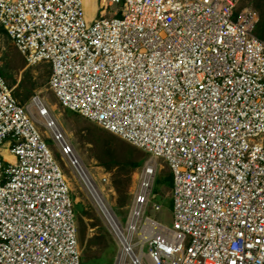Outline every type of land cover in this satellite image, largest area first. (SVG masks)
I'll return each mask as SVG.
<instances>
[{
  "label": "built area",
  "instance_id": "obj_1",
  "mask_svg": "<svg viewBox=\"0 0 264 264\" xmlns=\"http://www.w3.org/2000/svg\"><path fill=\"white\" fill-rule=\"evenodd\" d=\"M99 3L96 19L88 21L82 0H75L78 6L69 10L60 7L61 0H0V27L27 68L41 63L50 66L48 87L61 108L148 154L135 172L127 219L120 222L103 192L102 207L93 197L92 192L101 189L99 182H108L105 178L95 181L47 101L35 94L27 105L20 104L0 73V147L7 144L14 158L7 162L0 152V264L82 262L69 180L47 147L43 131L90 193L116 243L114 264H264V41L254 34L257 14L247 0ZM189 23L202 27L212 42L198 33L185 40ZM165 25L179 38L174 40ZM155 35L160 43L153 39ZM216 35L224 41L217 48L224 53L226 70L212 63L218 54L212 50ZM197 41L206 47L199 49ZM168 45L192 48L187 65L168 67L165 59L178 63L176 47ZM89 65L96 75L104 65V75L113 87L127 88L133 99L146 89L154 101L167 96L173 113L184 108L210 133L204 138L212 147L184 154L161 144L159 135L153 140L146 128L129 131L126 124L110 126L104 112L70 90L82 72L92 75ZM201 67L206 70L199 71ZM160 160L173 177L171 227L145 217L150 206L155 212L162 210L153 194ZM38 190L46 203L43 223H36L38 239H34L26 234L27 224L24 231L19 225L28 219L22 212L24 202ZM41 226L48 229L46 235L40 234Z\"/></svg>",
  "mask_w": 264,
  "mask_h": 264
},
{
  "label": "rangeland",
  "instance_id": "obj_2",
  "mask_svg": "<svg viewBox=\"0 0 264 264\" xmlns=\"http://www.w3.org/2000/svg\"><path fill=\"white\" fill-rule=\"evenodd\" d=\"M86 1L88 5L87 11L89 16H94L97 10V0ZM99 8H101L100 3ZM0 69H5V74L7 73V75H9L3 77L6 80L7 85L12 89V95L14 97L15 94L23 96L25 88L22 87V82L25 79V75L28 74L30 77V82L35 83V86L32 89V96L39 94L47 101L48 106L51 107L52 114L57 118L59 124L65 132L68 141L73 145L77 155L82 160L83 165L88 169L95 181L100 180L101 178H105L107 180V185H103L101 182H99L101 188L100 190L105 194L109 205L112 207L120 222L124 224L129 213L128 206L133 196L132 194L136 180L135 172L138 169L131 173L130 181L125 189V195H120L113 185V181L116 178V171L113 170L108 172L98 164V161L95 158L97 153L95 147L89 144L86 140V131H83V122L86 120L79 114L72 113L61 108L54 94L49 90L48 82L51 74L50 66L46 63H41L35 67L27 68L24 57L17 50L14 43L8 39L5 34H0ZM32 96H30V98ZM17 100L22 105H27L29 103L27 101L23 104L19 101V99ZM43 133L47 147L53 153V156L62 168L66 178L69 180L71 195L76 208L77 206H81L83 208V212L88 214L82 216V219L86 225L85 245L81 246L79 243L83 262H87L88 264H114L118 251L116 243L108 231V228L105 225L99 210L93 203L90 193L85 189L81 180L72 173L66 160L62 158L55 142L51 139L50 135L45 133V131H43ZM138 151L142 154V157L147 160L148 154L141 150ZM1 152L3 153V157H5V151L2 150ZM158 164V172L153 193L156 196V202L162 206V210L160 212H155L150 206L145 212V217L152 218L166 225L167 227H171L172 205L170 200V189L172 184L169 185L165 179V176L168 174L167 172H169L167 165L162 162V160H160ZM123 196H128L127 200L125 199L124 201H121ZM165 203L167 205L170 204V206L167 208ZM78 213L79 208H77V214ZM101 229L107 231L108 234H110L109 237H111V241H114L115 243V249L113 250L116 251H108L105 253L103 241L94 240L96 236H100ZM144 251L147 252V246L144 248Z\"/></svg>",
  "mask_w": 264,
  "mask_h": 264
},
{
  "label": "snow or ice",
  "instance_id": "obj_3",
  "mask_svg": "<svg viewBox=\"0 0 264 264\" xmlns=\"http://www.w3.org/2000/svg\"><path fill=\"white\" fill-rule=\"evenodd\" d=\"M49 3H52V0H49ZM76 6L78 5L75 4V0H61L60 7L63 10H69ZM53 7H55V4H53ZM39 19L42 21L45 19L43 13L40 14ZM187 27L189 32L184 35L183 38L185 40L189 39L193 33H198L199 35L206 37L208 43L212 42L213 38L208 37L207 32L202 27H198L193 23H189ZM210 28L211 25H209V29ZM165 30L169 33V35L173 36L174 40L179 38V36L173 32L172 29L168 28L167 25H165ZM136 35V43L137 46H139V33ZM153 39H155L157 43L161 42L158 35H155ZM164 43L167 45V38H165ZM197 43L199 44V49L206 47V44L204 43L199 41H197ZM223 43L224 41L221 37L216 35L215 44H213L212 50L216 51L218 54L212 58V63L216 68L226 70L224 53L221 49L217 48V45ZM168 46L176 47L177 55L174 58L178 59V63L176 65H172L170 61L165 59V63L168 67L171 69L179 68L180 65H187L188 58L192 56V48H185L183 45ZM193 60H195V57H193ZM198 63L201 65L204 64L203 60L198 61ZM131 66L132 65L129 64V67ZM104 67V65H101L100 75H96L93 71L92 65H89V72H91L92 75L82 72L79 81L72 82L70 90L75 91L81 99L88 101L92 107H97L100 111L104 112L106 114L104 119L107 120L110 126L117 125L122 128L126 124L127 130L129 131L134 127L146 128L149 132H151L153 140L155 136L159 135L161 144H168L169 146L174 147L178 152H182L184 154H187V152L198 154V149L202 150L205 145L209 148L212 147V144H209L208 140L204 138L209 136L210 133L205 131L204 128H201L200 123L198 121H194L192 115L186 113L184 108H181L178 112L173 113L170 107L169 98L162 94L159 101H154L150 94V89L137 93L135 99H133V97L129 95V90L127 88H121L118 84L116 87H113L112 81H108V78L104 75ZM120 67L124 68V65H120ZM157 67H159V63H157ZM195 68L196 64L194 63L193 69ZM205 70V67H201L199 69V71ZM109 71L111 72L112 70L109 69ZM125 74L127 75L126 68ZM162 75H164L165 79L169 78L167 72H162ZM112 79H116L114 74ZM158 91H161L162 93V90L158 89ZM150 103L153 104V108L149 107ZM186 106L190 107L191 102L186 101ZM162 109L163 111H161ZM157 113H159V115H157ZM205 123H207V121H205ZM229 126L233 129L235 128V124H230ZM190 129L191 131H189ZM201 132L204 133L203 136L199 135ZM165 137L167 139H165ZM213 143H215V141H213ZM185 150H187V152H185ZM204 162L207 163L208 161ZM45 203L46 200L42 199V194L39 190L31 200L24 202L22 212L28 219H25L19 227L21 231H24V224H27L26 234L30 235L34 239H38L36 235L37 221H41V225L43 223L42 217L45 212L43 205ZM38 204L41 205L39 208L37 207ZM59 215V212L55 213L56 217ZM16 218L17 220H20L21 213H17ZM29 219L31 220V223H28ZM39 231L41 235H46L48 233V229L43 226H41ZM40 247L44 248V245H40ZM14 251L16 250L14 249ZM169 251H171V249H169Z\"/></svg>",
  "mask_w": 264,
  "mask_h": 264
},
{
  "label": "trees",
  "instance_id": "obj_4",
  "mask_svg": "<svg viewBox=\"0 0 264 264\" xmlns=\"http://www.w3.org/2000/svg\"><path fill=\"white\" fill-rule=\"evenodd\" d=\"M247 4L255 11L258 17V22L255 27L254 34L255 36L264 41V0H247ZM0 34H6L4 29L0 27ZM8 38V36H7ZM9 39V38H8ZM5 69H0L2 76H9L5 74ZM51 73V72H50ZM49 73V74H50ZM35 86V83L30 82V77L28 74L25 75V79L22 82V87L25 88L23 96L15 94V97L19 99L21 103H26L30 96H32V89ZM77 117V116H76ZM83 131H86V140L89 144L93 145L96 150L95 158L98 161V164L104 168L106 171L111 172L116 171V178L113 181V185L116 191L122 195H125V189L130 181V175L136 169H138L144 162L142 154L138 151L139 149L129 145L128 143L122 141L121 139L113 136L112 134L100 129L96 125L85 121ZM165 176L166 182L172 184V174L167 172ZM172 188V185H171ZM128 196H123L121 201L127 200ZM171 200V198H170ZM167 204L165 203V206ZM172 205V201H171ZM170 204L166 207L168 208ZM75 207L76 220L78 223V234H79V243L81 246L85 245V223L82 219L83 215H88L86 212H83L81 206L79 208V213L77 214V208ZM107 231L101 229L100 236L94 238L95 241H103L104 252H114L115 243L111 241ZM114 243V244H113ZM81 264H88L87 262H81Z\"/></svg>",
  "mask_w": 264,
  "mask_h": 264
},
{
  "label": "bare ground",
  "instance_id": "obj_5",
  "mask_svg": "<svg viewBox=\"0 0 264 264\" xmlns=\"http://www.w3.org/2000/svg\"><path fill=\"white\" fill-rule=\"evenodd\" d=\"M82 2H83V6H84V10H85V15H86V18H87V20L88 21H91V19L94 17V16H89V14H88V11H87V9H88V5H87V1L86 0H82ZM49 110H50V112L52 113V110H51V107H49ZM2 150H4L5 151V153H6V156H5V158L6 157H8L9 159H12L11 161H7V162H13L14 161V158L11 156V155H9V153H8V151H7V144H5V145H3V146H1L0 147V152L2 151ZM1 154H2V156H3V153L1 152ZM4 158V157H3ZM4 158V160L6 161V159ZM101 190H99L98 192H97V194H95L94 192H92V195H93V197L94 198H96V200L98 201V203L101 205V207H102V204H101V202H100V200H102L101 199V197H100V194H101ZM104 198V197H103ZM103 201V200H102ZM118 228L120 229V227L118 226ZM123 257H124V255H123ZM122 257V258H123ZM121 260V257H119L118 258V260ZM119 262V261H118ZM118 264V263H117ZM121 264V263H120Z\"/></svg>",
  "mask_w": 264,
  "mask_h": 264
},
{
  "label": "crops",
  "instance_id": "obj_6",
  "mask_svg": "<svg viewBox=\"0 0 264 264\" xmlns=\"http://www.w3.org/2000/svg\"><path fill=\"white\" fill-rule=\"evenodd\" d=\"M247 3H248V2H247ZM96 9H97V10H96V13H95L94 17L91 19V21L95 20L96 17H97V12H98V9H99L98 4L96 5ZM4 158H5V157H4ZM5 159H6V161H11V160H12V159H9L8 157H6ZM143 163H144V162H143ZM143 163H142V165H143ZM142 165H141V166H142ZM141 166H140V167H141ZM140 167H139V168H140ZM139 168H138V169H139ZM168 170H169V169H168ZM169 172H170V171H169ZM170 173H171V172H170ZM155 182H156V180H155ZM172 183H173V177H172ZM154 185H155V183H154ZM171 190H172V188L170 189V193H171ZM153 194H154V193H153ZM170 198H171V195H170ZM171 201H172V200H171Z\"/></svg>",
  "mask_w": 264,
  "mask_h": 264
}]
</instances>
